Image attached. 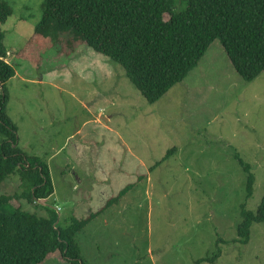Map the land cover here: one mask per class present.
Wrapping results in <instances>:
<instances>
[{
    "label": "rangeland",
    "instance_id": "obj_1",
    "mask_svg": "<svg viewBox=\"0 0 264 264\" xmlns=\"http://www.w3.org/2000/svg\"><path fill=\"white\" fill-rule=\"evenodd\" d=\"M3 1L12 11L3 42L15 69L6 112L19 148L49 166L54 192L45 205L57 212V224L87 216L134 183L76 233L82 260L264 264L263 222L252 224L247 243L235 241L241 204L255 209L264 193V72L244 79L214 39L187 75L150 103L118 63L84 44L64 48L69 33L38 68L16 57L44 0ZM237 155L254 174L249 198ZM22 189L17 173L0 183V194ZM10 202L47 214L24 198ZM217 249L214 261L204 260ZM42 264L62 263L52 257Z\"/></svg>",
    "mask_w": 264,
    "mask_h": 264
},
{
    "label": "trees",
    "instance_id": "obj_2",
    "mask_svg": "<svg viewBox=\"0 0 264 264\" xmlns=\"http://www.w3.org/2000/svg\"><path fill=\"white\" fill-rule=\"evenodd\" d=\"M11 13L0 0V183L17 173L24 189L0 194V264H42L52 257L62 264H87L80 256L76 233L134 183L87 216L73 217L65 227L57 224V212L45 205L54 192L49 166L19 148L17 126L6 112V82L15 69L7 61L2 23ZM64 33L71 35L64 48L74 50L84 44L118 63L150 103L181 81L214 39L244 79L264 72V0H44L40 20L14 54L38 68L44 52L61 43ZM236 157L246 172L249 198L254 174L250 164ZM15 197L45 206L47 214L14 206L10 201ZM240 207L235 241L247 243L252 224L264 223V193L255 209L245 203ZM219 254L217 249L204 260L214 261Z\"/></svg>",
    "mask_w": 264,
    "mask_h": 264
}]
</instances>
